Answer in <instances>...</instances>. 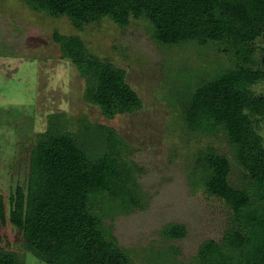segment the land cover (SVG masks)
I'll list each match as a JSON object with an SVG mask.
<instances>
[{
    "label": "trees",
    "instance_id": "obj_1",
    "mask_svg": "<svg viewBox=\"0 0 264 264\" xmlns=\"http://www.w3.org/2000/svg\"><path fill=\"white\" fill-rule=\"evenodd\" d=\"M37 11L64 16L76 29L108 18L120 28L144 19L161 45L216 44L239 65L199 82L181 102L189 130L213 133L223 128L247 172L245 187L229 180V160L212 149L198 152L196 169L205 191L230 208L232 227L221 241H203L198 264H264V146L255 121L264 118V96L249 89L264 78L254 69L252 43L264 38V0H26ZM62 58L84 83L83 99L106 119L142 108L125 81V71L89 52L82 39L53 33ZM122 140L106 125L89 123L84 135L67 130L57 115L31 151L26 191L17 187L6 213L0 195V229L6 223L23 237V248L44 264H129L99 214L101 195L127 206L136 204ZM185 235L182 225L165 233ZM0 264H22L13 252L0 250Z\"/></svg>",
    "mask_w": 264,
    "mask_h": 264
},
{
    "label": "rangeland",
    "instance_id": "obj_2",
    "mask_svg": "<svg viewBox=\"0 0 264 264\" xmlns=\"http://www.w3.org/2000/svg\"><path fill=\"white\" fill-rule=\"evenodd\" d=\"M54 32L80 37L89 52L123 69L142 108L106 119L85 102L84 83L60 56ZM252 46L254 69L264 72V38ZM238 65L221 45L158 44L144 19L120 28L105 17L76 29L66 17L34 10L26 0H0V195L6 213L15 189L26 191L31 151L50 115L81 136L89 123L106 125L122 140L136 204L100 195L99 214L128 263L198 264L199 245L221 241L232 227L230 208L205 191L196 169L198 152L212 149L225 156L234 187H245L249 177L223 128L189 130L180 104L199 82ZM249 89L264 96V78ZM255 129L264 146V118L255 121ZM173 225H182L185 235L169 239L165 233ZM0 250L15 253L22 264H44L23 248L22 233L8 220L0 229Z\"/></svg>",
    "mask_w": 264,
    "mask_h": 264
}]
</instances>
